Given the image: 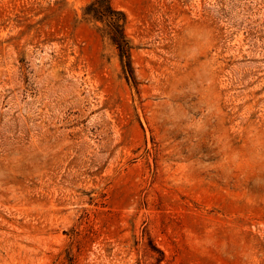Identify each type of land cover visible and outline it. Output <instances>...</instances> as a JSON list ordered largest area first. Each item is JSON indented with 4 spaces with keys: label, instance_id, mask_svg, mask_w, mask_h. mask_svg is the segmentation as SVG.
<instances>
[{
    "label": "rangeland",
    "instance_id": "1",
    "mask_svg": "<svg viewBox=\"0 0 264 264\" xmlns=\"http://www.w3.org/2000/svg\"><path fill=\"white\" fill-rule=\"evenodd\" d=\"M0 0V264H264V0Z\"/></svg>",
    "mask_w": 264,
    "mask_h": 264
},
{
    "label": "trees",
    "instance_id": "2",
    "mask_svg": "<svg viewBox=\"0 0 264 264\" xmlns=\"http://www.w3.org/2000/svg\"><path fill=\"white\" fill-rule=\"evenodd\" d=\"M85 14L92 19L108 23L111 39L118 46L121 58H126L124 71L128 75V78H133V70L130 64V46L124 33L126 23L124 13L113 8L112 0H94L86 7Z\"/></svg>",
    "mask_w": 264,
    "mask_h": 264
}]
</instances>
